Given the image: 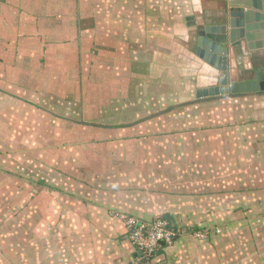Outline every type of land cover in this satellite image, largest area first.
<instances>
[{
  "label": "crops",
  "instance_id": "0c3cea01",
  "mask_svg": "<svg viewBox=\"0 0 264 264\" xmlns=\"http://www.w3.org/2000/svg\"><path fill=\"white\" fill-rule=\"evenodd\" d=\"M219 7L0 0V129L8 127L4 142L13 148L31 119L40 120L26 166L39 161L51 175L29 181L21 173L11 175L13 190L0 185V264H133L121 212L208 230L201 239L176 237L151 264L264 258L250 256L264 245V210L242 201L264 198V94L204 96L220 72L195 53L193 21H214ZM235 62L248 65L241 56ZM66 97L75 118L67 137L69 115L36 103L61 109Z\"/></svg>",
  "mask_w": 264,
  "mask_h": 264
},
{
  "label": "water",
  "instance_id": "95a60500",
  "mask_svg": "<svg viewBox=\"0 0 264 264\" xmlns=\"http://www.w3.org/2000/svg\"><path fill=\"white\" fill-rule=\"evenodd\" d=\"M218 1L220 7L214 21L206 23L202 16L192 24L196 34L195 53L220 72L217 88L205 91L204 96L264 94V0ZM247 51L250 57H242ZM236 56H241L248 65L239 68ZM197 98L201 100L202 96Z\"/></svg>",
  "mask_w": 264,
  "mask_h": 264
},
{
  "label": "rangeland",
  "instance_id": "374dc122",
  "mask_svg": "<svg viewBox=\"0 0 264 264\" xmlns=\"http://www.w3.org/2000/svg\"><path fill=\"white\" fill-rule=\"evenodd\" d=\"M86 14H88V11L86 12ZM71 99H72L71 97H66L65 99H62L63 101L65 100L66 105L64 107L62 106L61 109H60V107H61L62 104H54V103H52V104L50 103L49 104V103H47L49 101L43 100V99L42 100L40 99V101H36V103L41 104V106L43 108L50 109V110H52L54 112L57 110L58 111V114L61 113V114H64V115H69L67 117V119L64 118L65 119V122H63V124L67 128L65 137H67V134H69L68 132H70V130H68V128H70L71 125H73V124L75 125V122L73 121V119H75V118H72L71 109H70V106L72 104ZM246 99H249V98L247 97ZM234 100H236V101H243V98H236V99H232L231 98L230 99V102H232ZM2 104H4V103L1 102L0 105H2ZM237 106H238V103H237ZM66 113H68V114H66ZM22 120H26V119H24V117H23ZM39 121L40 120L34 119V117L31 119L32 126L26 128L27 129L26 132H25L26 134L25 135H21V138L23 136V140L20 139L21 141L20 140L19 141H16L17 143L14 144L15 147H13V148H10V146H12V144L9 143V141L4 142V138H7V133L6 132L8 130V127H5V128H7V130H5L3 128H1L3 130L0 129L1 130L0 131V154L2 155L1 156L2 159H0V169L1 170L2 169L6 170L5 172H8L10 175H12L15 178L17 176H21L22 177V175H21V173H22L23 176L26 177L29 181L32 178L31 177L32 174H33V177L36 176L35 173H38L39 175L40 174H43V175L51 176L49 173H43L44 171L42 172V169L39 166V161L32 162L33 165H35L34 167H33V165H31L32 168L30 166H26V164H27L26 162L28 160H33L31 158V155L34 152V150L27 151L26 146L28 145V143L30 141L29 140L30 139V136L32 137L33 130L35 132L38 129L37 125L39 124ZM51 129L52 128H49V129H46L45 131L47 133L51 134V132H52ZM35 134H40V133L37 131ZM24 136H26V137H24ZM50 136L51 135H49V137ZM70 141L67 140L66 142H70ZM21 142H22V144H21ZM22 145H24L25 147L20 148ZM32 169H35L36 171L32 172L33 171ZM34 182L35 181L33 180L32 183H34ZM9 183L10 184H7V183L4 184L5 189H7V190L12 189L13 190V187L12 186H16V184L13 182L12 179L10 180ZM11 183H12V186H11ZM252 186H255L254 183L252 184ZM22 188H23V186H22ZM242 201H244V205L245 206H246V203H250V201H252L253 203L256 204L255 206L258 209L264 210V208H263L264 207V198H259L258 195L255 198H253V199L252 198H249V197L242 198ZM251 209L253 211H255V213H257V214L258 213H261V212H259L260 210L256 209L255 207H252ZM252 210L250 212L251 213L250 215H252V212H253ZM262 222L263 223L261 225L264 224V215H263V218H262ZM180 228L183 229L184 227H180ZM259 228H260V226H259ZM185 229H188V231L186 230L187 232L184 233V234H182V235L189 234V235L194 236L192 234V231L199 230V229H194V228L193 229H191V228H185ZM217 229L220 231V229L218 227H217ZM243 231H244V234H242L243 238H246V240H248L249 239V237H248V232H249L248 229L243 228ZM262 232H264V228H262L261 232L258 233L257 236H260V235L264 234ZM263 238H264V235L261 237V239H263ZM256 252L257 253H250L251 258L252 259H255V258L258 257V259H261V257L264 256V245H260L259 249L256 250ZM255 254H256V256H254ZM261 260L257 264H264V258L261 259Z\"/></svg>",
  "mask_w": 264,
  "mask_h": 264
},
{
  "label": "built area",
  "instance_id": "2783aa9c",
  "mask_svg": "<svg viewBox=\"0 0 264 264\" xmlns=\"http://www.w3.org/2000/svg\"><path fill=\"white\" fill-rule=\"evenodd\" d=\"M116 216L126 229V238L135 246L137 251L133 264H150L158 248L171 244L176 237L188 231V229L174 226L162 216L143 219L122 212L117 213ZM215 232H219V230L215 228ZM207 233V229L192 231V234L200 239L205 238Z\"/></svg>",
  "mask_w": 264,
  "mask_h": 264
},
{
  "label": "trees",
  "instance_id": "16d2710c",
  "mask_svg": "<svg viewBox=\"0 0 264 264\" xmlns=\"http://www.w3.org/2000/svg\"><path fill=\"white\" fill-rule=\"evenodd\" d=\"M6 170H4V169H0V177H2V176H7L8 178H6V180L5 181H3V182H0V185L1 186H4V184L5 183H9L10 182V180L11 179H13L12 177H11V175L8 173V172H5ZM162 217H165V216H162ZM169 222H170V220L167 218V217H165ZM170 223H172V222H170ZM173 224V223H172ZM174 225V224H173ZM175 226V225H174ZM176 239V238H175ZM174 239V240H175Z\"/></svg>",
  "mask_w": 264,
  "mask_h": 264
}]
</instances>
